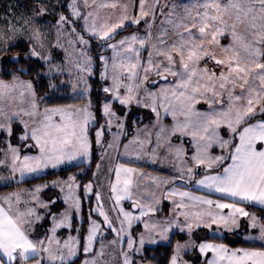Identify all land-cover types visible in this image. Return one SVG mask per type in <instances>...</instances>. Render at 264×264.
<instances>
[{
  "label": "snow or ice",
  "instance_id": "1",
  "mask_svg": "<svg viewBox=\"0 0 264 264\" xmlns=\"http://www.w3.org/2000/svg\"><path fill=\"white\" fill-rule=\"evenodd\" d=\"M82 6L91 10L82 11L78 0H71L67 7L74 19L61 13L56 24L58 37L63 31H67L70 37L68 44L74 49L76 46L80 47L79 56L84 57V64L81 66L77 60V69L91 74L92 59L87 52L91 41H97L98 47L111 49L112 84L110 87H104L103 92L111 93V99L121 105H128L133 100L139 104V96L143 92L151 99L150 106L158 121V107L163 108L165 115H171L173 125L170 129L159 126L155 133V147L151 152L155 154L162 146H166L171 152V137L177 133L179 137H191L194 152L190 159L197 168L203 166L205 169L203 178L196 180L195 184L207 189L209 194L218 193L221 196L220 199L212 200L194 196L190 192H179L182 198L187 197L194 204L208 206L207 210L191 214L180 212L185 218L188 231L191 232L194 226L189 222L190 215L195 218V227L207 228L213 232L220 228L233 231L239 227L238 218L246 217L248 223L245 231L251 229L255 233L248 235L246 239L259 241V246L232 250L224 244L201 242L198 245L200 253H212V259L206 264H264V215L257 216L247 211L245 206H241L257 207L264 213V0H193L191 4L173 3L171 7L167 3L161 4L160 0H151V3H148V0H139L138 15L130 13L129 4L121 3V0L100 4H97L96 0H91V3L89 0H82ZM165 8L168 9L167 12ZM99 9H112L114 12L107 17H101ZM47 11V7L37 4L33 16L23 20L19 27L17 24L20 22L15 19L6 21L7 28L0 29V40L5 41V47L8 46L5 39L7 33H23L27 30L31 32L30 40L39 42V47L43 49V33L35 26V21ZM157 13L161 17L159 25ZM79 20L83 21V27L77 31L75 22ZM141 21L145 26L144 35H139L137 28L130 36L116 40L120 30L131 25L139 26ZM154 28L158 29L155 33ZM241 28L247 35L238 31ZM226 33L231 36L232 42L221 45L220 38ZM145 50L148 51L146 62L141 59V53ZM33 57L49 64V72H52L53 68L62 71L60 66L51 65L50 56L42 55L35 47L27 54L28 60ZM99 59L104 64L101 78L107 80L109 58L101 55ZM205 60L214 62L216 68L220 69L219 73L210 70L206 65L201 68L200 63ZM19 71L23 73L30 69L21 68ZM150 73H154L159 80H150ZM169 77L173 79L169 80ZM79 79L83 80V77ZM160 80L165 83L158 91L145 87L148 83L158 85ZM84 82L86 85V81ZM72 87L75 91L77 85L73 84ZM121 88L126 94L121 95ZM17 90L20 97H24L25 93L31 97L30 111L5 110L4 102L14 101ZM84 91H88L87 86ZM36 99L31 81L20 80V77L15 75L11 83L0 80V131L11 136V125L23 112V115L32 119V126L20 139H30L34 143H25L22 147L38 151L37 155L25 154L21 157L20 149L9 144L11 163H6L8 154L5 153V158L0 160V166L10 168L11 175L0 176V181L13 180L16 173H19L22 179L29 175L35 176L49 167L71 164L90 154L91 144L87 130L90 121L94 119L88 110L91 104L83 109L45 108L43 113H40ZM201 100L208 104V110L198 111L195 108ZM103 113L106 116L115 115L108 100L103 103ZM56 114L60 117L59 122L53 121V115ZM257 116L260 119L256 120ZM253 120L255 122H252ZM20 122L24 124L25 129H29L27 122L22 119ZM119 127L122 128L123 125ZM222 128L227 129L228 138L221 135ZM102 134V130L96 133V143L101 142ZM131 143L144 150L145 143L150 141L133 140ZM107 147L113 148L114 144L109 143ZM217 147L221 150L220 154L213 155V150ZM124 148L125 155H128V145ZM175 153L179 157L185 153V149L177 147ZM141 154L142 152H137V160L141 158ZM179 171L183 179L185 168L182 167ZM121 172L126 174L123 181ZM135 172L136 169L125 167L123 164L115 168L117 184H113L111 189L116 194L117 204L122 199L131 200V174ZM209 172L215 174H208ZM186 175L187 179L192 181L199 173L193 167H187ZM69 180L75 181V176L69 177ZM121 183L123 188L118 189L117 185ZM62 184L67 187L63 200L69 207L59 213L51 207L56 203L55 199L44 203L34 195L41 191L39 186L31 193L34 205L32 201H22L19 192L0 197V264H72L77 255L79 240L69 235L61 243L56 238V232L58 228L71 229V213L73 210L80 211L81 200L76 195L78 186L74 183L53 182V186L60 187ZM60 190L65 192L64 187H60ZM91 191V183L84 186L85 195ZM168 194L176 195L177 192L173 189ZM149 195L154 196L155 193ZM96 199L100 201L99 193L96 194ZM225 199L231 202H221ZM21 203L24 204L23 208ZM132 204L139 210V215L120 208L117 216L119 229L113 227V221L102 205L98 204V207L91 211L103 217V223L119 236L125 231V224L131 228L133 221H139L141 217L155 210L151 203L132 200ZM185 207L183 199L176 205L177 209ZM38 209H44L46 215L38 214ZM225 209L228 211L225 212ZM120 214L123 215L122 220L119 219ZM47 217L52 220V227L48 230L51 235L32 238L34 225ZM165 223L167 226L164 227L158 224H145L144 227L160 228L159 234L166 239L176 221ZM90 224L87 242L83 246L85 253L93 251V242L100 230V223L97 221L90 219ZM139 242L141 246L145 243L143 234ZM149 242L156 241L149 239ZM128 247H133L131 236L128 238ZM187 247L188 245L177 244L172 264H177L181 249ZM103 255L101 245L96 258L85 261V264H97L98 258ZM124 264H130L127 254H124Z\"/></svg>",
  "mask_w": 264,
  "mask_h": 264
},
{
  "label": "rangeland",
  "instance_id": "2",
  "mask_svg": "<svg viewBox=\"0 0 264 264\" xmlns=\"http://www.w3.org/2000/svg\"><path fill=\"white\" fill-rule=\"evenodd\" d=\"M2 1V0H0ZM4 1V0H3ZM41 2L42 5L47 7L48 14L47 15H56V19H49L40 17L35 21V26L39 27L43 33V43L44 48L41 49L39 47V42L35 40H30L31 32L25 30L23 33H7L8 37H12V39H8L6 36L7 43L9 45L10 42H15L18 40H28L30 45V50L32 47H35L37 51L41 52L42 55H47L51 57V65L60 66L62 71L56 70L53 68L52 72H49V64H45L43 60L42 63L46 66L44 75L50 77L53 80L52 89L63 88L67 90L68 95L73 98H85V100L75 101L67 104H57V105H44L42 102V98L38 95L35 90L34 83L31 79L24 78L20 75V80L23 81H31L33 85V89L36 93V103L38 105V110L40 113H43L45 108L48 109H65L69 110L72 108L83 109L91 104V107L88 109L94 119L90 121L88 125V138L91 144L90 154L88 157H81L76 161H73L71 164L61 165L56 168L49 167L43 170L38 175L25 176L23 179L20 177L19 173L15 174V179L9 181H0V187L4 184L15 183V181H20L24 179H33L36 177L44 176L50 172L56 171L58 172L64 168H71L77 166L75 170L70 171L69 174H57L45 179H41L38 181H34L28 185H24L23 188H14L13 190L6 191L0 189V197L6 196L10 193L19 192L21 194L22 201L28 200L32 201V205L35 204L33 201V190L36 187H41V191L38 193H34L35 196L39 198L40 201L44 203H48L51 200H56L54 205H51L52 209L57 213L64 211V209L68 208L69 205L66 204L63 200L65 193L67 192L66 185L62 184L60 187L65 188V192H61L60 187L53 186L54 181H66L68 183H74L78 187L76 188V195L80 197L81 207L79 212H75L74 210L71 213V229L68 228H58L56 232V238L63 243L69 235L75 237L79 240V247L77 251V255L73 258L72 264H85V261L92 260L96 258V253H98L101 249V245H103L104 255L103 257L98 258L97 264H124V254H127L130 264H155L150 261L145 260L144 257V248L146 246H155L158 244H169L173 242V253L168 264H172V257L176 255V246L177 244L188 245L187 248H182L177 260V264H195V261L200 260L196 264H206V262L212 259V253L201 254L198 248L199 243L207 242L214 244H224L230 250L236 248H250V246H234L232 245L236 241H243L246 243H255L259 244V241H249L246 239L248 235L255 234L251 229L245 231V226L248 223L246 217L238 218L239 227L235 228L233 231H228L226 229L220 228L218 231L213 232L207 228H197L195 227V218L190 215L189 222L193 223V228L191 232L188 231L184 216L180 215V212L186 213H194L201 210H207V205L194 204L193 201L189 200L187 197L182 198L179 195V192H192L197 191L195 188L199 187L195 184L196 180L202 179L205 174V169L203 166L196 167L194 162L190 159L193 155L194 149L191 143V137H179V133L176 136L171 137V145L172 151L169 152L166 146H162L157 149L156 153L153 154L151 149L155 147L156 135L155 133L158 131L160 125H163L165 128L170 129L173 125L174 121L171 115H165L163 108L158 107V111L160 112L159 121L155 112L151 109V99L141 92L139 99L140 103L138 104L135 100L130 102L128 105H121L118 101L111 99V93L103 92L104 87H110L112 84L111 81V60L112 50L107 48L98 47L97 41H91V46L87 49L89 56H91V74L87 71L81 72L76 67V61L79 60L81 66L84 64V57L79 56L80 47L76 46L75 49L68 44V36L67 31H63L61 35H57V20L59 19V15L63 13L66 16H69L70 19H74L71 17V10L67 7L71 0H63L66 4L67 12L63 9H59L56 11L57 5H59V0H35ZM81 4L82 11H88L91 9H84L82 6V0H78ZM91 3V0H89ZM103 2H110V0H96L97 4ZM121 3L129 4V12L135 15L139 14V0H121ZM148 3H151V0H148ZM161 4L167 3L169 7L173 3L177 4H191L193 0H160ZM21 6H25L27 8V4H22ZM34 6H28V9L24 12L22 17H19L17 14L18 8L16 9V13L14 10L8 9L5 11L3 5L0 4V29H6L7 23L6 21L19 18L21 22L25 19H29L33 16ZM119 11V10H115ZM168 9L165 8V12ZM101 17H107L112 15L114 10L112 9H99ZM23 14V13H22ZM157 25H159V13H157ZM113 19L115 17L113 16ZM77 25V31H80L83 27V21L79 20L75 22ZM131 30L127 31L119 39L130 36L134 32L139 29V35H144V23L141 21L139 26L131 25L128 26ZM126 28V27H125ZM123 30V29H122ZM158 29L154 28L153 33H155ZM121 31V30H120ZM230 31V29H229ZM242 35H247V33L243 32V29H238ZM87 38V37H86ZM115 42V41H113ZM231 36L227 33L225 36L220 38L221 45L230 44ZM5 47V41L0 40V53L2 48ZM67 50V51H66ZM219 54V50L217 49ZM1 55V54H0ZM103 55L109 58V70H108V79L104 80L101 78L102 73L104 72V64L99 59V57ZM148 51H142L141 59L143 61H147ZM205 65L210 69L219 73L220 69L216 68L214 62L211 61H201L200 67L203 68ZM0 70H1V61H0ZM79 77H83V80L79 79ZM149 79H157L154 73L149 74ZM173 79L169 77V80ZM5 82L11 83L13 77L10 79L0 78ZM86 81V85L85 82ZM95 81H99L100 83L96 86ZM127 83V81H124ZM164 81L160 80L158 85H152L150 83L146 84L145 87L149 88L151 91H158L160 86L164 85ZM76 84V90H73L72 85ZM87 86L88 91H84ZM97 90L98 93L103 94V98L100 103V115L97 114L96 105L97 99L93 98L94 91ZM121 95L126 94L125 90L121 88ZM16 99L14 101H5L4 106L6 111H18L23 109L25 111L31 110V97L25 93L24 97L19 96V90L15 93ZM108 100L111 104V111L115 113L114 116H106L103 113V103ZM147 105V106H146ZM195 108L198 111H206L208 110V104L203 100L200 103L195 105ZM258 117V116H257ZM256 117V118H257ZM255 118V119H256ZM21 119L29 125V129H25L23 123H21ZM182 120L183 117H180ZM60 117L58 114L53 115V121L59 122ZM109 120H111V126L109 127ZM255 121V120H254ZM119 125H123V127H119ZM32 126V119L28 116L23 115L21 112V116L15 119V122L11 125L12 134L9 136L6 132L0 131V160L5 158V153L8 154L7 164L11 163V153L8 151V146L11 144L13 147H17L20 149V155H37L38 151L36 149H25L22 147L23 144H32L34 143L32 140L22 141L20 139L26 131L30 130ZM103 126V128H102ZM102 130L101 142L96 143V133ZM221 135L227 137V129H221ZM133 140H144L150 141V143H145L144 150L138 148L137 144L131 143ZM109 143L114 144L113 148H108L107 145ZM128 145V155H125L124 146ZM177 147H183L185 149V153L181 154V156L177 157L175 153V149ZM220 149L217 147L213 150V155H219ZM137 152H142L141 158L136 159ZM123 164L125 167H131L136 169V172L131 174L132 180V189H131V200L122 199L117 202L115 201V193L112 192L111 186L113 184H117L116 181V173L115 168L119 165ZM99 165V167H97ZM185 168L184 178L180 177V168ZM193 167L199 175H196L192 181L187 179L186 168ZM210 174H214L213 172H209ZM208 173V174H209ZM10 168L5 166H0V176H10ZM125 173L121 172V181L125 178ZM75 176V181L69 180V177ZM162 181H170L169 183H162ZM92 184V191L85 195L84 186ZM47 185V187H43ZM118 189L123 188V184L117 185ZM175 189L176 195H169L168 193ZM185 190V191H184ZM46 192V196H45ZM99 193L100 201L98 202L96 199V194ZM149 193H155L154 196L149 195ZM193 195V194H192ZM196 196V195H194ZM183 199V203L186 205L183 209H177L176 205L180 203ZM132 200L142 203H151L152 207L155 209L152 212H149L148 215L141 217L139 221H133L131 228H128L125 224V231L120 233L119 236L117 232H113L106 224L103 223V217L99 216L97 212L91 211L92 209H96L98 204L103 206V210L109 216L110 220L113 221V227L116 229L120 228L119 220L117 216L119 214V209L123 208L127 212H132L134 215H139V210L133 207ZM158 201V202H157ZM167 202H172V207L174 206L173 213L169 215L166 213L165 205ZM30 205V206H32ZM24 207V204L21 203V208ZM248 207V206H247ZM215 210V209H213ZM247 211L255 213L257 216V211L253 207L246 208ZM91 211V218L89 213ZM228 211V210H227ZM225 211V212H227ZM38 214L46 215L44 209H38ZM90 219L95 220L100 223V230L97 232L96 238L93 242V251L89 253H85L83 250L84 244L87 242L86 237L89 232V228L91 226ZM119 219H123V215H119ZM167 221H176L175 224L172 225L169 232L167 233V238L164 239L161 237L160 228L157 229H145L144 225H152L158 224L161 227L167 226L165 222ZM178 225V226H177ZM52 227L51 217H47L34 225L35 231L32 234V238H44L45 236H50L51 233L48 231ZM86 227V229H85ZM184 230L181 231L180 229ZM215 229V226H213ZM77 229L79 231H77ZM202 229L206 230V236L208 238H204ZM179 234V236H184L183 238L176 236L174 240L175 234ZM143 234L145 243L143 246L140 244V237ZM131 236L133 240V247L129 249L128 247V238ZM122 237V239L120 238ZM211 238H218L224 241L213 240ZM149 239L155 240V243H150ZM174 240V241H173ZM112 241H116V243H112Z\"/></svg>",
  "mask_w": 264,
  "mask_h": 264
},
{
  "label": "trees",
  "instance_id": "3",
  "mask_svg": "<svg viewBox=\"0 0 264 264\" xmlns=\"http://www.w3.org/2000/svg\"><path fill=\"white\" fill-rule=\"evenodd\" d=\"M19 0H2L0 1V4L3 5L5 8V11L9 9L10 5H14L18 3ZM61 9L66 10V4L63 3V6ZM23 13V14H22ZM17 14H19V17H22L24 15V12L22 9L17 11ZM19 19V18H17ZM131 30V28L126 27L123 30L120 31V34L116 38H120L123 36L127 31ZM30 52V45L29 42L27 41H17L15 43H11L6 47L2 48L1 55H0V61H1V70H0V78H6L10 79L14 75H20L24 78L31 79L34 83V87L38 95L42 98V102L44 105H57V104H67L75 101H81L85 100V98H73L70 95H68L67 90L63 88L59 89H52L50 85H53V80L50 77H47L44 75V70H45V65L42 63V61L36 57H33L31 60L27 59V54ZM24 68V69H30V71H26L21 73L19 69ZM96 86L100 83L99 81H95ZM94 99H97V105H96V110L97 114L100 115V103L103 98L102 93H98L97 90L94 91L93 95ZM77 166L71 167V168H64L59 170L58 172L53 171L50 172L44 176L36 177L27 181L22 182L21 184L24 183H31L34 181H38L41 179H45L57 174H69L70 171L75 170ZM46 196V192H45ZM47 197V196H46ZM255 211H257L258 214L264 215V213H261L257 207H253ZM203 231V236L204 238H208L206 236V230L202 229ZM181 237L183 238L184 236H179V234H175V237ZM213 240H218V241H224L228 242L225 240H221L218 238H211ZM173 240V241H174ZM232 245L238 246H259V244L255 243H246L243 241H236ZM144 257L145 260L150 261L151 263L155 264H168L171 255L173 253V242L169 244H158L155 246H146L144 248ZM200 260L195 261V264L198 263Z\"/></svg>",
  "mask_w": 264,
  "mask_h": 264
},
{
  "label": "crops",
  "instance_id": "4",
  "mask_svg": "<svg viewBox=\"0 0 264 264\" xmlns=\"http://www.w3.org/2000/svg\"><path fill=\"white\" fill-rule=\"evenodd\" d=\"M27 4V8L25 7V6H21L22 4ZM63 0H59V5H57V7H55L56 8V11H58V8L60 9V8H62V6H63ZM31 4L34 6V8H36V6H37V4H41V2H39V1H35V0H19V2L18 3H16V4H14V5H10L9 6V9H12V10H14V13H16V9L18 8L19 10L20 9H22L23 10V12H25L26 11V9H28V6H31ZM64 10V9H63ZM67 10V9H66ZM66 10H64V12L66 11ZM67 12V11H66ZM48 14V12L45 14V18L47 19V20H49V19H56L57 18V16L56 15H47ZM68 14V12L66 13V15ZM16 21H19L20 23L19 24H17V27H19L23 22H21V20L20 19H15ZM8 37V36H7ZM11 39H12V37H11ZM10 39V40H11ZM18 41H22V40H18ZM23 41H27V42H29L28 40H23ZM15 42H17V41H15ZM14 41L13 42H10L9 44H11V43H15ZM258 119H260V117L258 116L257 118H256V120H258ZM252 122H255L254 120L252 121ZM214 173V172H213ZM210 174V173H209ZM215 174V173H214ZM27 180H30V179H24V180H20V181H15V183H11V184H7V183H4L1 187H0V189H2V190H6V191H10V190H13L14 188H23L24 187V185L26 184V185H28V184H30V183H24V184H21L22 182H24V181H27ZM32 183V182H31ZM197 191H194V193L192 192V194L193 195H196V196H203V197H205V198H207V199H212V200H217V199H220L221 198V196H220V194H218V193H212V194H209L208 193V190L207 189H205V188H203V187H197V188H195ZM185 191V190H184ZM187 192V191H186ZM221 202H225V203H228V202H231L230 200H228V199H225V200H222ZM168 203V204H167ZM166 204L167 205H165V210H166V213L169 215L170 213H173V210H174V206L172 207V202H167L166 201ZM241 206H245L246 208H249L250 206H246V205H241ZM224 211H227V209H225ZM85 229H86V227H85ZM205 230V229H204Z\"/></svg>",
  "mask_w": 264,
  "mask_h": 264
}]
</instances>
